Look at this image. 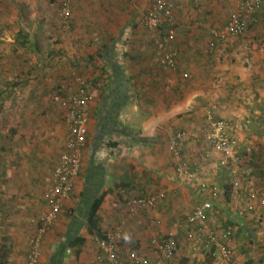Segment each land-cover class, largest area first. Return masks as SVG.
Instances as JSON below:
<instances>
[{
  "label": "crops",
  "instance_id": "obj_1",
  "mask_svg": "<svg viewBox=\"0 0 264 264\" xmlns=\"http://www.w3.org/2000/svg\"><path fill=\"white\" fill-rule=\"evenodd\" d=\"M153 2L72 0L69 15H63L57 0H0V50L10 47L11 53V72L0 75L11 79L0 87V134L8 136L0 145V197L10 200L8 217L34 216L46 207L40 198L64 149L62 115L74 89L72 76L89 81L82 169L56 227L41 241L40 264H55L51 234L72 232L85 240L69 246L73 254L60 264H96L92 237L98 236L87 232V216L102 191L107 193L98 209L99 228L106 236L120 230L121 253L138 250L156 258L146 242L151 228L177 241L180 228L197 229L194 207L212 198L207 227L219 241L232 243L239 264H264V26L254 23L241 41L212 44L209 26L223 24L232 0H171V67L157 49L159 26L144 23ZM56 62L55 72L43 71ZM209 108L232 127L237 152L238 182L220 198L211 196L215 176L205 166L218 158L204 134ZM177 131L185 132L182 158L200 164L190 181L175 170L168 146ZM245 159L249 165L240 164ZM248 166L252 172L245 176ZM244 178L250 179L246 185ZM151 197L156 198L145 206L133 202ZM15 233L5 264H25L28 255L27 238ZM193 235L187 248L176 242L178 264H222L218 249Z\"/></svg>",
  "mask_w": 264,
  "mask_h": 264
},
{
  "label": "built area",
  "instance_id": "obj_2",
  "mask_svg": "<svg viewBox=\"0 0 264 264\" xmlns=\"http://www.w3.org/2000/svg\"><path fill=\"white\" fill-rule=\"evenodd\" d=\"M71 1L59 0L63 15H69ZM173 19L171 0H154L151 9L144 16V23L150 29H155L162 21H168L173 24ZM257 22L264 26V0H232V8L223 24L209 26L211 43L229 40L241 41L246 37L250 27ZM171 37L172 29L168 31V34L159 38L157 46L164 62L174 67L176 53L168 48V42ZM72 83L74 84V89L69 94L64 106L65 112L62 115L63 123L66 126L64 149L53 167L51 181L44 195L46 209L42 210L35 219L36 227L28 240L29 249L25 264H38L41 241L50 226L59 217L64 200L73 190V180L79 176L82 169L89 123L87 111L90 99L89 82L80 74H74ZM205 115L207 125L204 134L207 143L215 151L224 155L225 159L229 158L228 161L232 165L230 172L236 174L239 170L235 151L236 144L234 136L230 132L229 123L223 118H214L210 108L206 109ZM184 135V131H177L172 136L168 146L177 159L175 170L179 175L190 181L198 169V163L182 158L180 145ZM222 161L224 162V159ZM251 172L252 170L249 166L243 170L245 176L250 175ZM237 182L238 180L236 179L234 184H237ZM155 198H138L133 202L145 206L152 204ZM261 202L264 203L263 198ZM212 208V198L204 199L194 207L191 213V221L197 227L198 231H196V234L201 230L206 232L207 242H205V245L209 246V244H212L216 246L222 264H239L235 258L232 243L219 241L212 230L206 229V213L211 211ZM227 236L225 238H228ZM120 239L121 233L118 229L105 238L97 237L96 264H178V247L176 240L172 237L165 236L161 240L156 238L150 240L152 248L157 250L158 256L156 258L138 250L129 251L125 254L121 253L119 250Z\"/></svg>",
  "mask_w": 264,
  "mask_h": 264
},
{
  "label": "rangeland",
  "instance_id": "obj_3",
  "mask_svg": "<svg viewBox=\"0 0 264 264\" xmlns=\"http://www.w3.org/2000/svg\"><path fill=\"white\" fill-rule=\"evenodd\" d=\"M173 15H174V8H173ZM51 41H53V40H51ZM234 41H237V40H234ZM216 43H222V42H216ZM9 48L10 47L7 48L8 52H6V53L5 52H2V51H4L5 47L2 50H0V75L10 74V72H11V63H9V60L6 59V57L11 54ZM43 49H40V50L42 51ZM3 59L7 60L8 62L7 61H4ZM58 64H59L58 62L51 63V64H47L46 66L48 68L46 67L45 69H43V71L46 72L49 69L53 73V72H55L56 67H57ZM20 66L22 68H24V65H20ZM27 67H29V66L26 65V68ZM60 67H64V65H61ZM26 68L24 70H26ZM24 70L22 71V73H28V71H24ZM42 74H45V73H42ZM10 82H11V79L9 77L6 78V79L0 77V87L5 86L7 83H10ZM62 86L63 85H61V87H60L59 93H63L65 91L64 90L62 92V90H63L62 88H64V86L63 87ZM53 87L55 89H57L56 86H53ZM58 88H59V86H58ZM0 102H1V100H0ZM5 116H7V114H5ZM5 129H7V128H5ZM231 130L232 129H230V132H231ZM8 132L6 131L5 134L10 135V134H8ZM0 133H2V131H0ZM231 134H232V132H231ZM1 136L2 135L0 134V145H6V143H7L6 138L8 136H6L4 138H1ZM236 149L238 150V147ZM216 153L217 154H214V155H216V157H218V158L217 159H213V162H212L213 164H211V162L208 161V164H205V166H208V167H211L212 166V171H213L212 173H214V176H215V179H216L215 180L213 178V180H211V184L214 185V187L216 188L214 191L212 190L211 196L214 195L216 198H220V197H223L224 191L227 194L233 191V186L235 185V184H233L234 183L233 181L236 180L234 176H236L237 173L236 174H233L232 172H230L232 165H231V162L228 161L229 158H226L225 159L224 155H222V154H220L218 152H216ZM236 156H237V152H236ZM223 159H224V162L222 161ZM225 160H227V161H225ZM221 162H223V163H221ZM240 164H242V165L243 164H248L249 165L248 160H246V159L245 160H241ZM197 167H198L197 170H199L200 169V164H198ZM233 177H234V179H233ZM249 178H247V179L244 178L243 179L244 182H245L244 185L247 184L245 180H250ZM49 184L44 188V190H43V192L41 194V198H40V202L44 206H46L45 205V197H44V195H45V192H46L47 188L49 187ZM200 185H201V188L200 189L202 190L203 184L201 183ZM9 201H10L9 198L7 199L6 197H0V264H5L4 263V261H5L4 259L7 257V255L11 251V249H10L11 248L10 247L11 244H9V241H10V238L9 237H12V236L16 235V233H15L16 231L18 233L21 230V233H23V235L21 237L23 239L24 238H27V242L26 243H27V246H29L28 245V240H29L30 236L35 231V227H36L35 219L38 216V214H37V215H34V216L32 215L30 217H27L28 215L25 216L26 213L22 212L21 214H19V216H16V217H13V218L12 217H8L7 216L8 213H9L8 212L9 211L8 209H10V208H8L7 204H9ZM127 201H128V198H126V200H124V202H127ZM63 208L64 207L62 206L61 207V211L63 210ZM41 209L42 210H45L46 207L45 208L42 207ZM5 211L7 212L6 214H4ZM60 214H61V212H60ZM56 223H57V220L50 226L49 230L52 227L54 229L56 227ZM172 225H173V223H172ZM206 229H208V227H206ZM49 230H48V232H49ZM196 230L193 229V228H188V230H184V229H181L180 228V231H179L180 233L178 232V238L180 240L178 239L179 241L178 240L177 241L180 242V244L182 242L185 244V246L182 245V248H185V247L187 248L189 246L188 243L190 242V238H193L192 237V233L195 234L194 237L196 239L197 238L200 239L199 242L201 240H203V239H201L203 237L206 238V241L205 242H207V234H206V232L204 230H201L199 233L196 234ZM151 231H153V234L150 233ZM151 231L148 232V234H147V240H146V242L149 243L150 246H151L150 240L152 238H156L157 240H161L163 237L168 236V237H172L173 239L176 240V238H174V234H166L167 232L164 233V231H161L160 228H158V227L156 229H154L152 227L151 228ZM12 232H13V234H12ZM48 232L46 233V235L48 234ZM72 233H69L66 236L62 237V238L59 237L58 234H55L54 236H53V234H51V237H53L54 239L52 240V245H51L52 247L50 248V252L55 253V257H54L55 264H60V262H62L63 260H67V259L71 258L72 254H73V251L72 250H69L68 243H69V240H70L69 237H74V235H75V233H73V234ZM26 234H27V237H26ZM215 234L217 235V232ZM95 237L96 236H93L92 237V242H93V245L97 248V237L96 238ZM59 238H61V239L59 240ZM58 240H59V242H58ZM25 241H26V239H25ZM50 242L51 241H49V243ZM53 242H58V244H55V243L53 244ZM122 243H120V244H121V250L123 251L125 248L123 247ZM41 245H42V243H41ZM41 245H40V250H39V262H38V264H40V262H41L40 261V258L42 256ZM193 246H194V244H193ZM211 246H213V245L212 244H209L208 247L210 248ZM119 250H120V247H119ZM153 250L154 251H157L154 248H153ZM43 252H44L43 254H44V258H45V262L44 263H46V260H47L46 259L47 252H46V250H43ZM50 252H48L49 253V256H50ZM26 260H27V257H26ZM25 263H26V261H25Z\"/></svg>",
  "mask_w": 264,
  "mask_h": 264
},
{
  "label": "trees",
  "instance_id": "obj_4",
  "mask_svg": "<svg viewBox=\"0 0 264 264\" xmlns=\"http://www.w3.org/2000/svg\"><path fill=\"white\" fill-rule=\"evenodd\" d=\"M58 1L59 0H57V2ZM173 25L174 24H171L168 21H162L160 23L159 27H158L161 30V32H162L160 38L163 35L168 34L169 30H167V29H169ZM170 40H171V38L169 39V41ZM157 49H158V46H157ZM110 144H113V142H111ZM106 193H107V191H102L99 195H97L95 197V199L93 200V202L90 205L89 213H88V216H87V232L89 234H96L99 238H105L106 237V235L103 232H101V230L99 228L100 217L98 215V209H99V207H100V205H101ZM224 194H226L225 191H224ZM211 211H213V208H212ZM211 211H208L206 213L207 219H208L209 215H211ZM84 240H85V238L83 236L78 235V236L74 237L73 239H71V241L68 244V247L70 246L72 248V247H74L76 245L80 246L81 244H83ZM120 242H121V240H120ZM78 252H79V248L76 250V253H78Z\"/></svg>",
  "mask_w": 264,
  "mask_h": 264
}]
</instances>
